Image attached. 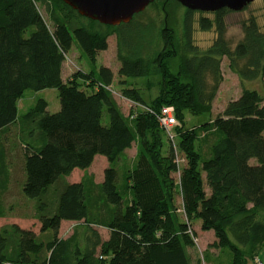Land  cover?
Returning a JSON list of instances; mask_svg holds the SVG:
<instances>
[{
	"label": "trees",
	"instance_id": "16d2710c",
	"mask_svg": "<svg viewBox=\"0 0 264 264\" xmlns=\"http://www.w3.org/2000/svg\"><path fill=\"white\" fill-rule=\"evenodd\" d=\"M196 13L187 10L176 46L169 30L153 38V25L135 17L106 26L62 0H0V219L12 210L5 196L12 170L19 169L18 185L25 198L37 201L41 226L39 234L17 224L1 227L0 264H190L194 220L213 232L210 248L228 256L229 264L255 262L264 247V20L243 21V38L232 47L227 18L235 12L225 8L194 19ZM196 26L215 33L206 50L193 44ZM113 35L119 76L158 81L150 103L136 89L123 90L139 107L129 115L107 89L114 81L109 68L101 67L99 78L94 70L63 78L75 41L95 64ZM224 58L243 85L240 96L213 120L186 129V112L212 113ZM253 83L261 88L245 86ZM47 89L58 91V112L39 99L19 114L27 91ZM167 106L179 122L176 144L165 141L158 120ZM134 144L130 163L125 154ZM177 152L186 158L180 170ZM97 156L108 163L101 183L88 174L79 183L65 181L76 169L87 171ZM176 175L187 221L176 211ZM65 221L78 224L67 239L59 236ZM98 228L109 232L107 239Z\"/></svg>",
	"mask_w": 264,
	"mask_h": 264
},
{
	"label": "rangeland",
	"instance_id": "374dc122",
	"mask_svg": "<svg viewBox=\"0 0 264 264\" xmlns=\"http://www.w3.org/2000/svg\"><path fill=\"white\" fill-rule=\"evenodd\" d=\"M41 13L47 19L44 8H40ZM187 8L180 5L176 0H157L153 5H149L142 13L134 16V21L138 24H152L154 27V32L152 34L153 38H157L158 31L161 29H167L171 32L176 46H179L182 41L184 30L183 24L185 15L187 13ZM201 16L212 18L210 13H196L194 14V19H199ZM251 16L257 17L260 24L264 20V1L254 0L253 3L249 5L247 10L241 12H235L228 16V32L226 34L232 47H235L243 38V33L241 30V23ZM48 20V19H47ZM88 23L89 21L85 19ZM98 30L102 28L97 27ZM129 29V33L132 36L135 35V28ZM126 30V31H127ZM193 44L197 46L201 51L209 48L213 41L215 40V33L212 32H202L197 26L194 28L193 32ZM151 42V37L149 38ZM179 54V53H178ZM175 54V55H178ZM174 60V59H173ZM178 58L174 62H177ZM101 67L109 68L114 74V81L112 84V90L114 92V98L120 106L121 110L125 115H129L131 111L139 108L133 105V103L126 99L123 95V90L125 88L136 89L140 92L142 97L147 103H150L158 94L157 79L155 77L132 79L124 78L119 76L118 71L120 69V62L118 59V42L115 35L109 37L108 39V49L107 51L100 52L97 55L96 63L92 64L87 56H83L79 49L77 48L76 41L73 44L72 51L68 54L67 59L63 66V78L68 80L72 74L81 70L85 73H90L92 70L96 72V77L99 78V70ZM221 71L223 80L219 87L216 98L213 102V111L211 114H204L200 116L192 115L189 112L185 113V127L186 129H192L197 127L201 123L213 120L221 111L222 108L226 106L229 101L238 98L239 94L242 92L243 85L238 78V76L229 69L228 60L224 58L221 64ZM245 86L253 88H261V84H245ZM39 99H45L48 101L49 110L51 112L60 109V102L58 98V91L56 89H47L40 92L27 91L23 99L19 103V114L22 115L26 113L30 108H32ZM203 136V134L201 135ZM165 141L168 139L167 134L164 135ZM168 142V141H167ZM177 142V139H176ZM167 148L165 147V150ZM137 153V145L134 144L132 149L126 151L127 160L132 163ZM180 159H183V165L186 164V158L181 153ZM99 160L96 161L93 166L92 176L97 181H102L104 178V171L108 165L106 158L103 156H98ZM255 162V160H253ZM19 169H13V181L9 188L8 193L5 196V204L8 208H12L8 217L0 219V228L6 225L17 224L22 229L33 230L37 234L40 233V223L35 217V206L37 204L36 200L25 198L21 192V186L18 185ZM178 177L174 179L177 182V195H176V211L181 217V220L187 221L183 216L181 209L182 198L180 196V188L178 187ZM102 179V180H101ZM199 220H194L191 222V229L195 237V246L188 248V253L190 257V264H229V257L226 255H220L219 251L216 249H211L210 245L214 242V234L212 231L210 233L200 232L198 226L200 225ZM78 228L77 223L63 222L60 229V238L67 239L71 237L74 231ZM79 232L82 234L83 231L79 228ZM103 239H107L109 232L104 228H98ZM206 255V260L204 257ZM208 259V260H207ZM261 262L264 264V247L258 254L255 262L250 264H258Z\"/></svg>",
	"mask_w": 264,
	"mask_h": 264
},
{
	"label": "water",
	"instance_id": "95a60500",
	"mask_svg": "<svg viewBox=\"0 0 264 264\" xmlns=\"http://www.w3.org/2000/svg\"><path fill=\"white\" fill-rule=\"evenodd\" d=\"M79 15L106 26L128 24L156 0H62ZM191 11L215 13L221 9L240 12L254 0H176Z\"/></svg>",
	"mask_w": 264,
	"mask_h": 264
},
{
	"label": "built area",
	"instance_id": "2783aa9c",
	"mask_svg": "<svg viewBox=\"0 0 264 264\" xmlns=\"http://www.w3.org/2000/svg\"><path fill=\"white\" fill-rule=\"evenodd\" d=\"M107 89H108V91H110L114 95V92L111 89V87L107 88ZM133 105H135V104H133ZM158 120H159V124H160L161 128H163L165 133L167 134L168 139L171 142H173V144H176V139H177L178 135L175 131V128L179 126V122L175 116L174 108L170 107V106L162 108L161 113L158 115ZM182 161H184V160L180 159L179 152H177L176 163L179 167V170L184 166ZM6 264H14V263H6ZM258 264H262V263L259 262Z\"/></svg>",
	"mask_w": 264,
	"mask_h": 264
},
{
	"label": "crops",
	"instance_id": "0c3cea01",
	"mask_svg": "<svg viewBox=\"0 0 264 264\" xmlns=\"http://www.w3.org/2000/svg\"><path fill=\"white\" fill-rule=\"evenodd\" d=\"M239 96H240V94H239ZM239 96H238V97H239ZM21 100H22V99H21ZM21 100H20V101H21ZM44 100H45V99H44ZM20 101L18 102V109H19V103H20ZM46 101H47V100H46ZM47 102H48V101H47ZM224 108H225V107L222 108V111H223ZM59 110H60V109H57L56 111L51 112V111L49 110V104H48V111H49L50 113H56V112H58ZM97 157H98V156H97ZM97 157L95 158L94 163H95L96 161L99 160V158H97ZM99 161L104 162L105 160L101 159V160H99ZM106 162H107V160H106ZM94 163H93V165H92L87 171H83V170H79V169L74 170V171L72 172V174H71L69 177H67V178L65 179V181H66L67 183H70V184H73V183H79V182L83 179V177H84L86 174L92 176V171H93ZM251 163H252V164H255V162H253V160L251 161ZM107 167H108V165H107ZM107 167H106V168H107ZM101 180H102V179H101ZM102 181H103V180H102ZM102 181H97L96 178H95V182H96V183H101ZM206 192L209 194V190H208V189H206ZM65 222H66V221H65ZM71 223H73V222H71ZM198 228H199L200 232L204 233V232L202 231V229H201V223H200V225L198 226ZM207 233H210V231L207 232Z\"/></svg>",
	"mask_w": 264,
	"mask_h": 264
}]
</instances>
